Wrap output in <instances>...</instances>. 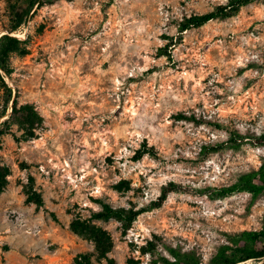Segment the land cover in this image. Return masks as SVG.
<instances>
[{
	"label": "rangeland",
	"instance_id": "374dc122",
	"mask_svg": "<svg viewBox=\"0 0 264 264\" xmlns=\"http://www.w3.org/2000/svg\"><path fill=\"white\" fill-rule=\"evenodd\" d=\"M227 1L54 0L29 9L0 0V37L20 22L12 34L29 51L12 56L5 80L43 118L35 138L3 139L12 175L0 193V264H75L81 253L108 264L74 221L105 232L117 264H162L169 248L209 264L228 235L264 228V195L245 193L216 202L172 194L129 230L94 217L104 205L145 207L168 181L222 188L264 163L254 139L264 133V0L178 30ZM10 107L0 90V124ZM231 133L243 137L239 149L205 154ZM144 144L159 158L135 161ZM32 188L43 207L28 202Z\"/></svg>",
	"mask_w": 264,
	"mask_h": 264
},
{
	"label": "trees",
	"instance_id": "16d2710c",
	"mask_svg": "<svg viewBox=\"0 0 264 264\" xmlns=\"http://www.w3.org/2000/svg\"><path fill=\"white\" fill-rule=\"evenodd\" d=\"M29 9L35 6L43 7L52 4L54 0H23ZM261 0H228L227 3L218 5L212 11L192 15L185 18L179 25L178 30L181 36L192 29H200L208 25L212 21L227 20L237 16L245 7ZM20 27V22L12 31L0 37V90L3 92L4 103L6 107L11 104L10 117L0 124V153L2 151L3 139L11 137L15 142L21 143L36 137V132L43 127V118L39 114L34 105L22 104L18 92L14 91L7 84L5 77L13 74V68L10 60L12 56H26L29 54L27 49V40H20L15 37L12 32ZM166 39L172 40L171 37ZM163 55L171 58L170 54L165 52ZM184 118V117H183ZM18 125V132L22 131L19 136L13 130V126ZM220 128V126H217ZM258 145L264 146V133L254 138ZM243 143V137L231 133L230 138L224 144L214 147H206L205 154L215 153L223 150L225 147L239 149ZM159 158V152L154 146L142 145L137 150L135 161L141 160L145 156ZM12 171L9 166L3 164L0 154V193L4 192L9 185V177ZM33 182V179L30 178ZM245 193L249 194L253 200L264 195V163L258 170L241 174L237 180L230 186L222 188L195 189L189 185H183L173 181H168L160 188L158 197L151 201L147 206L139 209L126 210L123 208H113L110 205H104L102 211L95 214L94 217L105 222L117 220L122 224L125 230H129L140 216L163 208L172 194L206 196L211 202L225 200L234 195ZM28 202L34 203L37 207H43V199L41 195L33 188L28 192ZM72 229L93 240L96 244V252L98 258H105L108 264H117L114 259L106 256L109 247V238L101 229L96 228L86 222L74 221L71 225ZM227 244L219 247L217 254L213 257L209 264H238L243 262L260 263L264 259V228L259 231H242L226 237ZM168 257L160 258L162 264H205L195 252H182L178 249L169 248ZM96 254L81 253L75 260V264H91ZM129 264H137L134 260H130Z\"/></svg>",
	"mask_w": 264,
	"mask_h": 264
},
{
	"label": "bare ground",
	"instance_id": "6f19581e",
	"mask_svg": "<svg viewBox=\"0 0 264 264\" xmlns=\"http://www.w3.org/2000/svg\"><path fill=\"white\" fill-rule=\"evenodd\" d=\"M238 264H252V262L251 261H248V262H243V263H238Z\"/></svg>",
	"mask_w": 264,
	"mask_h": 264
},
{
	"label": "water",
	"instance_id": "95a60500",
	"mask_svg": "<svg viewBox=\"0 0 264 264\" xmlns=\"http://www.w3.org/2000/svg\"><path fill=\"white\" fill-rule=\"evenodd\" d=\"M258 264H264V259L260 263H258Z\"/></svg>",
	"mask_w": 264,
	"mask_h": 264
}]
</instances>
